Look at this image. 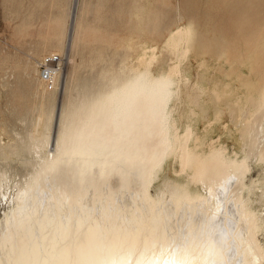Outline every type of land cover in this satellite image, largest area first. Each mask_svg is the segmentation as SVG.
<instances>
[{"label": "rangeland", "instance_id": "1", "mask_svg": "<svg viewBox=\"0 0 264 264\" xmlns=\"http://www.w3.org/2000/svg\"><path fill=\"white\" fill-rule=\"evenodd\" d=\"M236 1L250 7L244 15L246 20L240 26L235 21L238 13ZM58 23L63 25L56 30ZM79 23L81 26L76 27ZM83 23L85 27H82ZM88 29L91 32L96 30L99 39L95 41ZM75 33L78 34L77 38ZM54 40H57L55 45ZM52 50L61 52L57 54L63 59L56 86L64 87L66 103L78 101V96L81 97L83 92L102 90L115 77L137 75L138 70L140 73L145 70L143 73L153 74V77L161 75V72L162 75H170L171 96L167 101L166 113L169 124L167 140L171 150L160 166L153 170L146 187L147 194L157 201L159 193H165L166 185L177 183L190 195L202 197L200 200L209 208L203 205V209L201 201V204L196 203L201 207H183L178 211L180 215H173L174 239L179 242L187 240L185 231L194 226L196 237L200 234L197 239L206 251L212 252L217 247L222 252V257L214 264H248L244 259L245 238H242L246 232L242 231L247 229L244 224L249 216H240L243 214L239 202L245 203L248 211L254 214L257 220L254 240L256 238V244L264 249V161L258 155V150L264 148V97L260 91V86H264V0H0V173L3 170L7 177L6 181L0 183V231L4 224L12 223L17 215L20 217L32 211L40 216L46 210H55V206H58L60 219L72 218L73 221L76 218H83L84 221L96 217L102 219L103 214L110 211L120 219L126 214L124 218L128 219V213L134 209L133 201L138 206L142 205V210H147L140 195H136L140 192L139 188L134 186L131 189L135 191L130 192H127L128 187L115 188L116 192L112 193L114 197H111L115 203L106 197L109 195L106 189L101 201L96 200L97 203L90 199V190L80 208L69 207L65 199L54 205L55 201L51 200L53 186L48 181L42 191L36 190L37 195L24 196L16 206V192L28 180L34 166L32 163H37L39 156L27 149L29 135L31 131L33 134L39 130L40 133L46 131L48 115L45 114H49L53 97V90L50 92L39 81L36 63L42 56L55 53ZM180 147L195 156L199 154L197 157L200 158L212 150L218 151L225 160L241 161L248 157L247 171H243L245 175L242 172L243 177H237L240 182L242 180V187L243 184L246 186L239 192L240 201L234 202L231 193L237 180L234 174L228 175L226 180H222L225 182L217 185L215 196L200 182L192 180V171L180 161ZM250 150L254 154L250 153L251 158L247 154ZM164 195L160 200L163 205H158L159 201L156 203L162 211L171 207L168 193ZM200 200L196 201L199 203ZM124 205L126 210L122 209ZM81 208L82 212L86 211L82 213ZM193 214L192 220L189 219ZM235 219L240 222L238 226ZM240 219L246 221L243 223ZM172 242L174 246L178 245L174 240Z\"/></svg>", "mask_w": 264, "mask_h": 264}, {"label": "bare ground", "instance_id": "2", "mask_svg": "<svg viewBox=\"0 0 264 264\" xmlns=\"http://www.w3.org/2000/svg\"><path fill=\"white\" fill-rule=\"evenodd\" d=\"M133 6L135 8L138 7V5ZM235 8L236 11H238L235 15V21L240 26L246 20L244 15L250 7L245 4L243 5V3L241 5V2L238 1ZM130 11L132 10L130 9ZM133 14L136 13L133 12ZM135 19L138 20L137 17ZM140 19H142V17ZM60 23L57 24L58 28L56 27V30L62 27L63 24ZM78 26H81V24L76 27ZM82 27H85L84 23ZM76 29L78 30V28ZM88 32L90 33L91 31L88 29ZM86 33L85 31V34ZM91 34L94 35L93 39L95 41L99 39L96 30L94 31L93 29ZM77 35L78 34L75 33V38H77ZM70 37L72 38V36ZM57 40L59 39L57 38ZM57 40H54V45ZM66 40L68 41V39ZM59 44H61V42ZM61 45L64 46L63 44ZM58 48H60V46ZM61 48L60 50L62 51ZM53 52L61 53L56 50ZM61 67H63V65ZM136 69L137 68H135V70ZM138 72L140 73L139 70ZM143 72L134 76L126 75L127 77H115L100 91L95 93L91 91L83 92L81 97L78 96L79 100L77 98L78 101H74L75 103H69V101L66 103L67 101H64V87L58 86L57 88L56 86V90L52 91L53 97L51 96L49 114L42 112L46 116L48 115V118L45 117L47 120L46 128L44 129L46 131L40 133L39 130V132L37 131L34 134L31 131L29 135L27 149L33 151L36 157L39 155L38 161L37 163L34 161L35 164L32 163L36 166L32 167L33 170L30 171L31 174L29 178L26 177L28 180H26L25 183H23V187L19 188V191L16 192L17 195L15 200L17 202L16 206H19L18 204L22 202L24 196L26 197L31 194L30 196L32 197V195L36 194V190L42 191L43 188L46 187V182L48 181L50 185L53 186V188L50 186L52 188V191L50 190L52 192V198H50L55 201L54 205H57L58 202L60 203L61 200L65 199L68 206L80 208L84 202L83 198L90 190L92 193L90 199L93 198L92 200L94 201L100 199L101 201V197L105 193L103 190L106 191V189H108L109 195L107 192L108 196L106 197L111 198L114 195L112 193L115 191V188L119 187L118 189L120 190V188L124 189V187H128L127 192H130L129 190H134V188L131 189V186H134L137 189L139 188L138 191L140 192L137 191L138 193L136 192V195H140L142 204L143 201L147 204L145 205L144 203V206H147V210H142V205L138 206V202V205H136V202L133 201L135 205H131L134 209L128 213V219L124 218L126 214H121L124 216L120 219L117 214L110 211V213L105 212L102 219L96 217L93 220L86 219V221H84L83 218L82 220L80 218L75 219V217L74 221L72 218L71 220H64V217L63 220L60 219L61 217L59 218L57 215L58 206H55V210L51 208L49 211H44L45 213L40 216L31 211V213L26 212L20 217H17V215L15 218L12 213L15 220L10 224H4L5 227L0 231V264H214L217 260H220L222 257L220 253L222 252H220L217 247L213 248L214 251L212 252L206 251L197 239L200 234L196 237L194 231L195 227L192 225L185 231V236H188L187 240L179 242L180 240L177 241L174 239L176 235H174L175 232H173V215H177V213L180 212V208L187 207L188 209V207L191 206L193 208V205L196 206L197 204H201L200 202L202 200L200 199L202 197H194L184 188L177 186V183L175 185H169V182H167L168 185H166L165 193H168L169 197H167L170 201L168 202L167 198V202L170 203L171 207L168 206L166 210L163 208L164 211H162L159 210L158 205L162 204L160 200L163 199L165 193L159 191L161 198H159L160 196L157 197V201L160 202H158V205L156 204V198L153 199L147 194L146 187L150 182L153 170L157 166H160L164 157L171 150V144H169L167 140L169 124L166 110L167 101L171 96L170 86L172 77H170V75H162V72L161 75L157 77H153L152 71L149 72L152 76ZM262 77L263 76H261V80ZM261 83H263V80ZM260 88L261 96L264 97V86L261 85ZM174 135L173 131V138L175 140L176 137ZM186 138L188 139L187 136L185 139ZM174 142H176V140ZM254 146H256L255 143ZM181 149V160L180 158L179 160L183 165H188L189 170L192 171V180L200 182L202 186H205V188L207 187L208 191L212 192L213 195L215 193L214 191L218 189L216 188L217 185L225 182L222 180H226L225 178L228 175L234 174L237 180H235L234 187L232 186L233 192H230L233 193L234 202L240 201L239 192H241L240 190H242V188L246 187L244 184L242 187L241 178L247 171L246 169L248 166L246 167V165L248 157L241 161L225 160L218 151L212 150L210 154L200 158L197 157L199 154L195 156L193 153L185 152L186 149ZM252 151L247 153L250 155V158L252 156L250 154ZM254 153L257 155V151L254 150ZM247 154L246 156H248ZM258 155L260 159L264 161V148L258 150ZM36 159L34 158V160ZM4 174L2 170L0 173V183L2 180L6 181L7 177H5ZM240 175L242 176L240 177L241 182L237 178ZM104 186L108 188L104 189ZM48 193L50 192L48 191ZM122 193L124 192L122 191ZM217 195L218 194H216V196ZM32 199L30 201H32ZM112 199L113 198H111V200ZM114 200L115 199H113V202L115 203ZM126 200L128 201L127 198ZM196 200H200L199 203ZM141 201L139 200V202ZM103 202L102 204H104ZM202 202L203 208L205 203L204 201ZM211 202L213 203L214 201ZM95 203H97V201ZM239 203L242 204V207L239 208L240 210L242 209L241 211L243 214L240 216H249H247L248 221L243 220V217V219H240L243 223L244 221L247 222L244 224L247 225L246 231H242L246 232V235L242 238H245L243 243L247 244V246L245 244L243 245L246 249L244 251V259L246 262L248 261V264H262L264 261V249L256 244V238L254 240L256 236L254 235V231L257 230V220L254 218V214L252 215L246 206H244L245 203ZM119 204H121V202ZM128 205L127 207H132ZM162 205L161 208L163 207ZM197 206L196 208H199V206L201 207V205ZM207 206L206 209L209 208ZM13 208L16 209V207ZM121 208L120 210H126L125 205L124 208ZM240 210L239 213L241 212ZM80 211L82 212V208ZM203 213L204 212H202V214ZM194 216V214L193 216L191 215L189 219L192 220ZM182 219L183 218H181V220ZM189 219H187V221ZM237 219L235 220L238 226L240 222L238 221L239 219ZM87 220H90V222ZM177 226H175V229H177ZM199 226L201 225H198V227ZM204 233L205 232H203V236ZM203 239L204 238H202V240ZM173 240L174 242L177 241L175 243H178V245L174 246L171 244Z\"/></svg>", "mask_w": 264, "mask_h": 264}, {"label": "built area", "instance_id": "3", "mask_svg": "<svg viewBox=\"0 0 264 264\" xmlns=\"http://www.w3.org/2000/svg\"><path fill=\"white\" fill-rule=\"evenodd\" d=\"M62 56L50 53L42 56L36 63L38 79L47 90H54L57 84Z\"/></svg>", "mask_w": 264, "mask_h": 264}]
</instances>
